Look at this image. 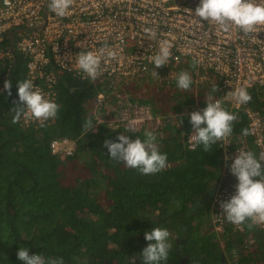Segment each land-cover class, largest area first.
<instances>
[{
    "label": "trees",
    "instance_id": "16d2710c",
    "mask_svg": "<svg viewBox=\"0 0 264 264\" xmlns=\"http://www.w3.org/2000/svg\"><path fill=\"white\" fill-rule=\"evenodd\" d=\"M2 68L0 61V74ZM24 74V58L16 52L11 95L0 92V112L10 113L0 117V264H24L17 256L20 248H27L29 255L41 254L46 262L62 257L64 264H143L141 253L149 243L144 234L152 227L170 232L172 248L161 264L233 260V239L226 238L224 250L205 221L211 189L220 178L219 142L208 152L202 146L190 151L181 133L192 127L190 119L177 120L157 137L159 151L167 154V167L142 175L112 160L104 141L118 142L120 134L143 139L145 131L125 132L123 123L110 128L95 120L92 129L83 127L91 118L90 101L100 83L63 74L56 102L60 107L57 116L46 121L47 127L12 123L11 109L20 107L18 81ZM124 86L134 97L151 101L154 111H174L165 103L188 100L194 94L193 84L188 91L178 90L175 82L151 86L125 81ZM211 89L197 90L200 103H207ZM257 93L251 91L253 106L259 105ZM102 111L105 116L114 112L106 107ZM235 114L240 118L233 122V131L242 132L247 118L242 111ZM58 136L76 139L71 154L50 152L49 142ZM251 230L257 245L236 264H264V231Z\"/></svg>",
    "mask_w": 264,
    "mask_h": 264
},
{
    "label": "built area",
    "instance_id": "2783aa9c",
    "mask_svg": "<svg viewBox=\"0 0 264 264\" xmlns=\"http://www.w3.org/2000/svg\"><path fill=\"white\" fill-rule=\"evenodd\" d=\"M198 4L199 0H74L69 14L57 17L48 11L46 0H8V4L0 0V61L3 65L0 92L5 90L4 81L10 79L17 52L25 61L24 80L31 79L46 98L57 102L58 83L63 74L100 83L90 101L92 121H103L110 128H116L119 123L127 127L133 125L136 132L152 131L159 137L167 126L190 118L192 111H202L207 103L195 100L183 104L179 110L154 111L151 101L134 97L125 89V81L169 85L175 82L180 71H188L193 76L194 87L216 85L218 91L213 98L222 100L234 114L242 111L247 118V128L254 129L248 136L233 131L228 144L219 142L223 151L220 178L211 189L205 217L224 250L226 238L233 239L234 259L229 264H236L238 258H244L249 250L255 249L257 241L251 229L245 227L240 231L221 213L219 201L229 199L238 183L229 172L232 160L226 162L225 156L234 158L238 150L253 149L258 154L264 148V104H261L264 98L257 96L255 101L259 105L253 106L250 101L237 107L225 97L239 86H248L250 95L251 91L264 90V31L256 34L258 40L236 29L223 31L194 15ZM145 28L156 32L151 41L144 34ZM164 39L174 45L173 58L167 65L154 68L148 58L158 51L159 41ZM105 44L117 57L102 60V74L92 81L76 67L75 56L80 51L98 52ZM68 54L73 59H67ZM193 59L200 61L196 67H192ZM154 71L157 76L153 75ZM20 107L26 105L21 102ZM102 107L114 112L105 116ZM18 124L39 126L38 121L26 115L21 116ZM192 132V127L181 131L187 148ZM75 146L76 139L69 136L53 137L49 142L53 154H71ZM261 166L264 171V161ZM229 176L234 178L224 180ZM252 227L264 231V222Z\"/></svg>",
    "mask_w": 264,
    "mask_h": 264
},
{
    "label": "clouds",
    "instance_id": "9594fccd",
    "mask_svg": "<svg viewBox=\"0 0 264 264\" xmlns=\"http://www.w3.org/2000/svg\"><path fill=\"white\" fill-rule=\"evenodd\" d=\"M73 3L74 0H46L48 11L57 17L68 15ZM5 4H8V0H5ZM194 15L201 21L219 26L223 31L236 29L246 36L254 35L256 39V34L264 31V0H199ZM143 31L150 41L156 37V32L151 28H145ZM173 47L170 40L159 41L158 51L148 58L154 68L169 63L173 58ZM116 57L117 53L105 44L98 52L80 51L75 56V64L86 78L95 81L102 74V60H112ZM67 59L71 60L73 57L68 54ZM199 63L198 59L191 62L192 67ZM153 75L157 76V73L154 71ZM175 84L178 90L188 91L193 84V76L188 71H180L175 77ZM4 89L11 95L10 80L4 81ZM217 91V86L213 85L207 95L206 107L190 114L193 129L188 144L190 151H196L198 146H202L203 151L208 152L217 142L228 144L226 142L233 133V122H236L237 116L227 110L222 100L213 98V93ZM17 94L19 102L26 107L16 106L11 109L15 113L12 123H18L21 116L26 115L38 121L39 127L44 128L47 127L46 121L57 116L60 106L46 98L39 88H35L31 79L18 81ZM225 98L234 101L237 107L252 100L246 85L229 91ZM83 127L85 130L92 129V119L88 118ZM133 131L135 127L129 125L125 132ZM241 131L242 135L248 136L254 129L244 128ZM117 141L106 139L104 146L108 149L110 158L123 162L126 168L136 169L142 175H152L167 167V154L159 151L157 137L152 131H145L143 139L136 137L134 140L120 134ZM229 159L232 160L228 165L229 172L236 177L238 183L235 185V193L229 199L219 201V206L226 221L244 231L245 227L251 229L254 224L264 222V171L261 166L264 161V148L258 154L252 150H238L234 158L225 156L226 162ZM255 177L259 179H254ZM169 237L167 228L152 227L145 232L144 238L149 243L141 253L143 264H161L168 259L169 250L172 248ZM17 256L24 264H64L62 257H50L46 262L41 254L29 255L27 248H20Z\"/></svg>",
    "mask_w": 264,
    "mask_h": 264
},
{
    "label": "rangeland",
    "instance_id": "374dc122",
    "mask_svg": "<svg viewBox=\"0 0 264 264\" xmlns=\"http://www.w3.org/2000/svg\"><path fill=\"white\" fill-rule=\"evenodd\" d=\"M160 93H161V92H160ZM174 94L176 95V93H174ZM258 94L264 98V90H260V91L258 92ZM170 100H172V99H170ZM180 100H181V99H180ZM180 100H178V101H170V102H166V103H165V107H166V108H169V107H170V108H172V109H174V110H177L181 104H183V103L186 102V99H183L182 101H180ZM192 102H193V101H192ZM9 115H10L9 112H0V117H9Z\"/></svg>",
    "mask_w": 264,
    "mask_h": 264
},
{
    "label": "crops",
    "instance_id": "0c3cea01",
    "mask_svg": "<svg viewBox=\"0 0 264 264\" xmlns=\"http://www.w3.org/2000/svg\"><path fill=\"white\" fill-rule=\"evenodd\" d=\"M201 87H203V86H195V87H194V90H193V93H194V94H193V97H191L190 99L186 100L185 103L192 102V101H195V100H197V101L199 102V99H198V97H197V90H198L199 88H201ZM203 88H205V87H203ZM162 95H164V94H162ZM162 95L159 94L160 97H162ZM159 96H158V97H159ZM185 103H183V104H185ZM183 104H181L177 110H179L180 107H181ZM159 108H160V106H159ZM160 109H161V108H160ZM183 119H186V118H182V120H183ZM187 119H190V118H187ZM250 251H251V250H249L248 253H249ZM232 257H233V255H232ZM233 259H234V257H233ZM228 261H229V259H228Z\"/></svg>",
    "mask_w": 264,
    "mask_h": 264
},
{
    "label": "water",
    "instance_id": "95a60500",
    "mask_svg": "<svg viewBox=\"0 0 264 264\" xmlns=\"http://www.w3.org/2000/svg\"><path fill=\"white\" fill-rule=\"evenodd\" d=\"M234 177L233 176H229V177H225L224 180H232Z\"/></svg>",
    "mask_w": 264,
    "mask_h": 264
}]
</instances>
